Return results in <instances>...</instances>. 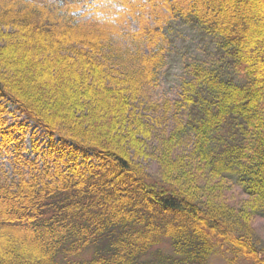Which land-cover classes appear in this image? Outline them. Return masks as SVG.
<instances>
[{"label": "trees", "instance_id": "obj_1", "mask_svg": "<svg viewBox=\"0 0 264 264\" xmlns=\"http://www.w3.org/2000/svg\"><path fill=\"white\" fill-rule=\"evenodd\" d=\"M177 19L213 38L235 76L194 64L186 123L158 154L154 181L134 160L149 132L131 120V102L157 83L166 25ZM126 20L137 27L121 30ZM0 27L12 30H0V98L70 156L67 170L50 173L20 151L35 172L10 179L3 160L23 138L0 104V264H209L218 247L264 264L241 233L257 207L221 199L234 183L264 206V0H0ZM114 37L148 53L111 71L102 57ZM187 131L190 164L176 151Z\"/></svg>", "mask_w": 264, "mask_h": 264}, {"label": "rangeland", "instance_id": "obj_2", "mask_svg": "<svg viewBox=\"0 0 264 264\" xmlns=\"http://www.w3.org/2000/svg\"><path fill=\"white\" fill-rule=\"evenodd\" d=\"M88 16L82 20H87ZM136 24L129 20L120 24L123 31L135 29ZM4 33L12 32L4 27H0ZM4 42L0 40V47ZM165 64L158 73V81L155 85L143 89L142 94L133 100L131 107V120L140 119L149 132L145 141V156H134L135 162L146 172L149 179L158 181L160 179V168L157 163L158 154L164 149V145L169 137L181 130L186 123V117L189 110L182 104L183 85L186 81L192 79V67L200 62L203 64H214L220 68L226 75H234L235 72L229 66L225 59L218 57L215 42L213 38L199 32L187 22L171 20L166 25V38L163 43ZM105 56L103 62L113 70H119V65L130 54L141 52L148 53L144 46H139L129 37H114L105 47ZM1 109L6 110V122L18 128L17 138H23L20 149L14 145L9 154H6L3 160L4 171L9 178L16 177V170L21 169L29 176L34 171L32 164L22 166L17 160L19 152L22 157L28 161H33L42 172L46 164H50V173H54L57 165L62 170H67L70 156L62 159V151L56 152L51 149V140L33 121L27 120L22 116L17 108L7 99L0 98ZM59 138H56V143ZM196 138L194 134L188 131L183 134L177 144V155L185 164H190L193 160ZM134 155V153L132 152ZM79 165H83V158L77 157ZM190 161V162H189ZM35 172V171H34ZM221 199L229 207L241 210H251V205L257 207V211L252 213L249 219L247 229L241 233L247 234L264 258V206L260 203H253L250 198L244 194L242 189L234 183L224 190ZM167 253H171V246L166 241L160 246ZM159 247V248H160ZM232 251L227 247H218L216 253L212 256L209 264H247L242 259L237 262L233 258Z\"/></svg>", "mask_w": 264, "mask_h": 264}]
</instances>
